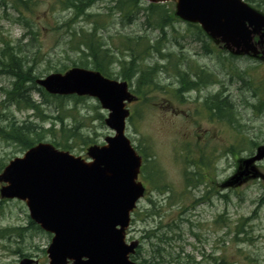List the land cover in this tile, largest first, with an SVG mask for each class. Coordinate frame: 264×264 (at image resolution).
I'll use <instances>...</instances> for the list:
<instances>
[{
  "label": "rangeland",
  "instance_id": "374dc122",
  "mask_svg": "<svg viewBox=\"0 0 264 264\" xmlns=\"http://www.w3.org/2000/svg\"><path fill=\"white\" fill-rule=\"evenodd\" d=\"M115 1L94 0L86 10L92 16H87L76 15L58 0H34L28 7L16 0H0V51L3 40L12 41L36 78L75 65L93 68L79 36L97 27L116 59L110 66L111 78L123 80L121 71L132 59L131 48L145 55L137 61L139 68L166 64L152 74L153 82L144 91L137 90L138 75L126 79L140 96L129 104L126 135L144 155L145 171L142 168L139 179L148 188L127 231V242L139 240L143 246L141 256L131 258L144 264L149 263L143 259L152 264H185L191 255L192 264H264V159L238 178L244 161L264 146V59L233 55L213 40L211 56L201 57V42L193 39L200 34L195 29L199 25L176 14L177 0L165 1L176 20L165 29L167 37L160 46L175 56L161 60L155 52L148 57L147 45L157 46L165 36L146 23L144 12L134 23L122 20L119 12L111 10ZM244 1L264 14V0ZM148 3L143 0L142 4ZM127 36L134 38L131 41ZM202 65L210 67L212 92L224 95L229 89L230 119L207 115L196 92L185 99L176 92L179 70L196 72ZM14 80L10 74H0V126L31 125L43 135L41 141L86 159L90 145L103 144L107 136H114L105 123L108 110L98 99L53 95L43 102L40 91L34 89L30 95L41 103L47 116L42 117L37 110L19 109L8 99L5 89ZM63 129L79 135L68 136ZM25 151L20 143L0 134V172ZM31 221L24 201L0 197V264H19L24 257L49 263L52 234ZM160 224L163 228L157 231ZM8 227L22 230L5 233Z\"/></svg>",
  "mask_w": 264,
  "mask_h": 264
},
{
  "label": "water",
  "instance_id": "95a60500",
  "mask_svg": "<svg viewBox=\"0 0 264 264\" xmlns=\"http://www.w3.org/2000/svg\"><path fill=\"white\" fill-rule=\"evenodd\" d=\"M176 8L180 18L200 23L233 54L264 57L259 50L264 46V14L244 0H177ZM37 83L50 94L97 98L109 111L105 122L115 135L89 146V160L49 142L32 146L0 173V197L24 201L31 219L52 234L48 264H144L131 259L140 241L126 240L132 215L147 193L139 179L143 156L126 135L128 104L137 96L127 81L79 66ZM263 159L260 146L244 161L238 178ZM19 264L40 263L25 257Z\"/></svg>",
  "mask_w": 264,
  "mask_h": 264
},
{
  "label": "trees",
  "instance_id": "16d2710c",
  "mask_svg": "<svg viewBox=\"0 0 264 264\" xmlns=\"http://www.w3.org/2000/svg\"><path fill=\"white\" fill-rule=\"evenodd\" d=\"M19 4L24 5L25 7H28L31 2L34 0H16ZM59 3L64 8H71L74 10L75 14H86L87 16H92L90 14L86 13V10L89 9L92 5L94 0H58ZM143 0H116L115 5L111 8V10L115 12H119L121 14L122 20L126 19L128 23H134L135 20L140 18L141 12H144L146 17V23L151 26L152 29H159L160 33L165 36L162 37L158 42L157 46L156 44L149 43L147 45L148 49H146V53L148 57L153 56L155 52L161 56V58H173L175 55L173 53H162V48L160 47L165 43V39L167 37V32L165 31L166 28L173 27V22L176 20L174 14L171 12V8L167 7V4H148L143 5ZM145 3V2H144ZM22 18V17H20ZM124 22V21H123ZM27 24V23H26ZM199 31H202L200 28H195ZM199 34V33H198ZM81 39V44L85 45L84 52L88 54L91 58V64L94 69H97L101 71L104 75L111 77L110 73V66L116 62V59L114 58V55L112 54V51L110 48L105 47V44L102 42L101 36L98 35V29L97 27L94 28V31L92 33H85L82 32L79 36ZM129 38L128 40H131L134 38L127 36ZM199 39H201L200 35L198 36ZM176 39V38H175ZM4 47L0 51V74H10L12 75L15 80L12 82V87L10 89H5L8 99L11 102H14L17 104L19 109L27 108V109H35L39 112L40 116L47 117L41 109V103L33 100L31 97V92L34 89H37L42 94L44 101L43 102H49L50 98L53 95L48 94L43 88L37 86L36 83V76L32 75L31 69H27L25 65L23 64V60L20 57V51L17 49L15 45L12 44V41L10 40H3ZM177 44H179V41H177ZM131 56L132 59L127 63L128 66H123L122 69V77L123 79H129L131 76L138 75V91L146 88H148L151 83L153 82L152 74H156L160 72L162 66L159 64V62H156L155 65L152 66H146L145 68H139V65L137 63L138 60L144 59L145 55H138L132 48H131ZM173 55V56H172ZM185 56L183 55V59ZM83 65V64H82ZM166 71L168 68H165ZM177 72V69L174 68ZM182 72V69L179 70V73ZM178 73V74H179ZM29 81L32 82V84H29ZM189 84V83H188ZM191 86H193L195 83L190 82ZM142 87V89H140ZM59 97V96H56ZM232 105L229 104H218L216 106V112L215 114L219 118H225L226 115H223L222 112L225 109L230 108ZM231 117H228L227 119H230ZM63 121V120H62ZM64 130V129H63ZM67 131L68 136L74 137L75 135H79L77 132H75L72 129L64 130ZM0 134L6 137V139H10L12 141L20 143L25 149L30 148L32 145L36 144L37 142H40L42 140V134L38 131H35L32 129L31 125H21L16 126V124H11L8 129L5 127L0 126ZM33 136V137H32ZM149 160L146 157L145 162ZM143 171H145V167L143 168ZM152 173V171H151ZM189 179L190 185H195L194 180ZM31 224H33L36 228L41 229L38 225H36L33 221H31ZM163 228V226L160 224L157 227V231H160ZM21 227H13V228H5L4 232H19L21 231ZM153 229L148 230L146 232L145 237L148 238L149 235L152 233ZM167 233H164L163 236L165 238H168L166 235ZM158 235L155 234V236ZM143 250V246L139 245L137 249V253L135 256H132L133 259L139 258L141 256V251ZM187 260L185 261V264H192L193 257L191 255H188ZM143 262L152 264V262L148 259H143ZM177 264H182L181 262H178Z\"/></svg>",
  "mask_w": 264,
  "mask_h": 264
},
{
  "label": "flooded vegetation",
  "instance_id": "af4514ba",
  "mask_svg": "<svg viewBox=\"0 0 264 264\" xmlns=\"http://www.w3.org/2000/svg\"><path fill=\"white\" fill-rule=\"evenodd\" d=\"M201 41V57L209 58L212 54V45L210 38L203 36ZM264 48V47H263ZM211 73L210 67L208 65H202L199 70L196 72H191L189 69L186 73H182L178 76L179 87L176 89V92L179 93L184 99L187 94H191L192 92L197 93L196 100L201 102L203 105V109L205 110L207 115L213 114V108L217 103H231L228 99L229 89L224 92V95H220L219 93L212 92L210 90V82H211ZM185 81H195L197 84L191 86L189 83H184ZM230 95V94H229Z\"/></svg>",
  "mask_w": 264,
  "mask_h": 264
}]
</instances>
